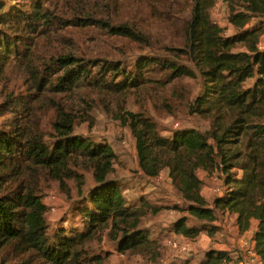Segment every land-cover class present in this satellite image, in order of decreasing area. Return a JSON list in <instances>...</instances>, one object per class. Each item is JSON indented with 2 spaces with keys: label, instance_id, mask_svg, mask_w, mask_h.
Returning a JSON list of instances; mask_svg holds the SVG:
<instances>
[{
  "label": "trees",
  "instance_id": "16d2710c",
  "mask_svg": "<svg viewBox=\"0 0 264 264\" xmlns=\"http://www.w3.org/2000/svg\"><path fill=\"white\" fill-rule=\"evenodd\" d=\"M14 1L0 0V83L10 60L28 55L29 48L22 45L24 33L35 18L48 15L46 11L37 15ZM185 1L192 6L185 24L186 46L203 77L204 91L184 103L190 114L209 122V129L181 127L167 137L150 115L120 110L118 119L132 130L143 173L156 178L168 168L187 201L184 210L190 216L179 217L171 230L188 237L215 232L217 210L228 211L236 215L240 233L254 228L253 250L264 264V0H225L234 27L231 35L213 20L216 0ZM33 4L40 6L38 0ZM240 44L246 49H238ZM28 71L39 91L56 92L91 81L107 92L124 93L147 82L166 88L184 75L195 76L189 65L174 57L151 54L140 55L131 68L121 61L64 53L51 57L42 70ZM5 89L3 85L1 90ZM27 100L7 92L0 102V116L28 109L0 126V264H86L82 256L96 264L99 256L93 255V244L105 236L117 250L156 254L159 233L145 224L154 207L144 197L132 201L120 178L112 176L117 166L110 142L77 133L76 116L60 102L50 127L41 129L38 108ZM80 169L94 175L90 197L83 205L78 201L70 211L74 220L51 235L42 180L67 187V181L75 179L82 187ZM200 171L224 175L226 188L211 206L203 194ZM230 259L226 250L209 249L198 264Z\"/></svg>",
  "mask_w": 264,
  "mask_h": 264
},
{
  "label": "rangeland",
  "instance_id": "374dc122",
  "mask_svg": "<svg viewBox=\"0 0 264 264\" xmlns=\"http://www.w3.org/2000/svg\"><path fill=\"white\" fill-rule=\"evenodd\" d=\"M34 1H14L21 8V4L25 5L30 12L35 10L37 15L43 11L48 15L46 19L41 16L35 18V24L24 33L22 45L29 48L28 55L14 58L6 66L0 83V102L7 92L27 98L30 105L38 108L36 113L41 116L40 127L43 130L50 127L56 115V102L65 105L76 116L77 133L83 131L94 139L108 140L113 146L117 170L112 176L120 178L126 195L134 202L144 197L154 207L145 224L159 233L161 242L156 254L117 250L105 236L93 244V255L99 256L96 264H198L205 259L209 249L229 253L231 259L221 264H240L242 261L262 264L253 254L254 228L245 234L240 233L236 215L228 211L217 210L218 219L213 223L217 228L215 232L207 230L198 236L188 237L171 230L170 226L179 217L190 216L184 210L187 201L173 184L168 168L156 178L143 173L132 130L118 119L120 110L150 115L158 121L161 133L167 137L181 127H195L201 131L209 129V122L199 115L190 114L184 103L204 91L203 77L186 46L188 32L185 24L192 17L191 4L185 0H38L40 6L37 8ZM229 15L228 3L216 0L212 17L218 26L224 28L226 35L234 32ZM261 42V47H264V34ZM238 49L245 50L246 47L240 44ZM64 53L86 59L103 57L121 61L131 68L142 54L164 55L189 65L195 76L184 75L167 84L166 88L147 82L144 87L129 88L124 93L107 92L91 81L64 92L39 91L28 68L42 70L51 57ZM3 85L5 90H1ZM27 110L2 114L0 126L10 123L13 115L24 116ZM80 171L84 175L82 187L75 179H69L67 187L55 180H42V195L49 206L47 217L51 235L74 220L75 214L70 211L78 201L83 205L90 197L89 192L96 183L94 175L92 170ZM199 176L204 183L203 194L211 206L214 198L226 188L224 175L219 171L213 175L200 171ZM81 262L88 264L84 256Z\"/></svg>",
  "mask_w": 264,
  "mask_h": 264
},
{
  "label": "built area",
  "instance_id": "2783aa9c",
  "mask_svg": "<svg viewBox=\"0 0 264 264\" xmlns=\"http://www.w3.org/2000/svg\"><path fill=\"white\" fill-rule=\"evenodd\" d=\"M253 254H255L256 256H257V254L255 253V251H253ZM224 262V261H223ZM225 262H227V261H225ZM221 264V263H220ZM240 264H250V263H245V262H240Z\"/></svg>",
  "mask_w": 264,
  "mask_h": 264
},
{
  "label": "crops",
  "instance_id": "0c3cea01",
  "mask_svg": "<svg viewBox=\"0 0 264 264\" xmlns=\"http://www.w3.org/2000/svg\"><path fill=\"white\" fill-rule=\"evenodd\" d=\"M250 232V231H249ZM253 245V244H252ZM258 259H259V256L257 255ZM260 260V259H259Z\"/></svg>",
  "mask_w": 264,
  "mask_h": 264
}]
</instances>
